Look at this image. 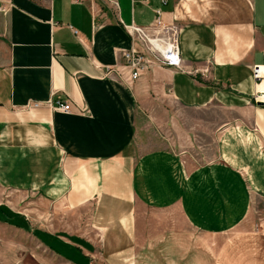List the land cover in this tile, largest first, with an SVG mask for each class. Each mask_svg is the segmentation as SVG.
Instances as JSON below:
<instances>
[{
	"label": "crops",
	"instance_id": "crops-1",
	"mask_svg": "<svg viewBox=\"0 0 264 264\" xmlns=\"http://www.w3.org/2000/svg\"><path fill=\"white\" fill-rule=\"evenodd\" d=\"M114 1L117 8L105 0H0V189L55 208L50 216L94 204L102 240L81 243L0 206V264H24L20 256L31 250L40 264H129L141 239L136 153L164 154L154 148V125L158 112L175 107L240 114L220 119L202 144L214 160L196 171L207 180L201 229L252 222L251 210L264 206V106L253 101L252 75L264 65V0ZM156 9L180 27L181 69L156 67L132 85L107 74L134 45L123 24L148 26ZM57 99L72 112L28 107Z\"/></svg>",
	"mask_w": 264,
	"mask_h": 264
},
{
	"label": "rangeland",
	"instance_id": "rangeland-1",
	"mask_svg": "<svg viewBox=\"0 0 264 264\" xmlns=\"http://www.w3.org/2000/svg\"><path fill=\"white\" fill-rule=\"evenodd\" d=\"M168 114L178 122L174 129L168 125ZM237 115L240 116L225 110L177 107L169 113L158 112L160 123L154 125V148L164 154H146L151 150L148 147L137 150L135 157L136 215L140 217L141 239L136 240L137 247L132 244L130 248L133 255L129 264H264V206H258L257 202L249 215L252 222L239 226L223 224L217 234L201 229L204 228L205 203L202 183L207 180L206 175L196 171L200 165L214 160V154H201L202 144L210 138L207 133L214 132L215 123L220 119L226 122ZM147 136L150 140L149 132ZM166 151L174 153L165 154ZM184 191H189L188 200H184ZM93 205L69 212L59 208L55 216H50L55 208L43 206L27 194L0 189V206L4 210L13 208L20 214L32 215L36 218L34 225L40 220L45 230L77 238L81 243L94 239V246H101L102 240L96 237L98 232L91 215ZM45 213L47 219L42 218ZM5 236L1 231L0 256ZM113 249L118 250L119 245ZM34 252L20 256L24 264H40ZM112 257L119 258L117 254ZM104 262L102 264H107L108 260Z\"/></svg>",
	"mask_w": 264,
	"mask_h": 264
},
{
	"label": "built area",
	"instance_id": "built-area-1",
	"mask_svg": "<svg viewBox=\"0 0 264 264\" xmlns=\"http://www.w3.org/2000/svg\"><path fill=\"white\" fill-rule=\"evenodd\" d=\"M114 8L118 4L114 0H105ZM166 1L163 0L162 3ZM156 18L148 26H138L134 23L123 24L124 29L130 35L134 45L123 50V64L118 68H109L107 74H116L128 85H132L143 75L149 73L156 67H166L181 69L182 56L180 51V27L176 24H167L162 18V10L156 9ZM75 33L78 32L75 30ZM264 65H255L252 68V75L255 80V93L253 101L260 100V93L257 87L264 83ZM43 105L53 111L63 113L72 112L73 106L70 102L62 100H49L48 102L32 101L28 107L32 109L40 108ZM85 113V110H80ZM264 201V199H263ZM264 221V220H263Z\"/></svg>",
	"mask_w": 264,
	"mask_h": 264
},
{
	"label": "bare ground",
	"instance_id": "bare-ground-1",
	"mask_svg": "<svg viewBox=\"0 0 264 264\" xmlns=\"http://www.w3.org/2000/svg\"><path fill=\"white\" fill-rule=\"evenodd\" d=\"M264 70V69H263ZM257 90L262 93L260 95V100L264 102V83L260 84L258 87H257Z\"/></svg>",
	"mask_w": 264,
	"mask_h": 264
},
{
	"label": "water",
	"instance_id": "water-1",
	"mask_svg": "<svg viewBox=\"0 0 264 264\" xmlns=\"http://www.w3.org/2000/svg\"><path fill=\"white\" fill-rule=\"evenodd\" d=\"M259 106H264V102H258Z\"/></svg>",
	"mask_w": 264,
	"mask_h": 264
}]
</instances>
